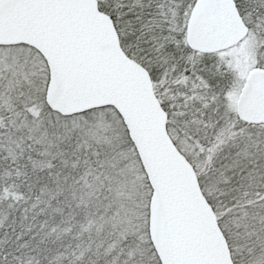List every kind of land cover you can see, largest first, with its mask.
I'll return each mask as SVG.
<instances>
[{"label": "snow or ice", "instance_id": "6c2138e0", "mask_svg": "<svg viewBox=\"0 0 264 264\" xmlns=\"http://www.w3.org/2000/svg\"><path fill=\"white\" fill-rule=\"evenodd\" d=\"M0 264H264V0H0Z\"/></svg>", "mask_w": 264, "mask_h": 264}]
</instances>
